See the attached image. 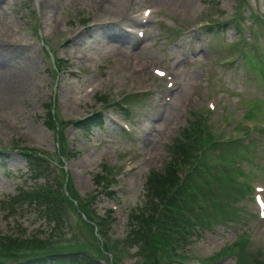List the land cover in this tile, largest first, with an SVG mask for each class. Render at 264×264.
I'll return each mask as SVG.
<instances>
[{
    "label": "rangeland",
    "instance_id": "1",
    "mask_svg": "<svg viewBox=\"0 0 264 264\" xmlns=\"http://www.w3.org/2000/svg\"><path fill=\"white\" fill-rule=\"evenodd\" d=\"M143 6L149 10L148 19L137 26L130 17L141 14ZM251 13L264 14V0H0V150L5 154L0 162L8 171L0 167V236L78 245L102 264H149L146 253L158 264H180L178 259L196 264L211 256L214 259L203 264H249L253 255L264 256V220L258 219L250 198L256 180L264 184L261 134L253 139L251 162L246 156L233 166L242 170L237 173L242 177L235 178L242 191L239 196L232 192L236 216L202 231L198 230L202 225L192 224L189 231L196 233L185 240L174 234L172 240L180 242L177 252L164 249L161 254L158 248L153 254L150 246L136 250L126 238L130 223L135 224L132 216L146 208V176L162 168L168 159L166 145L187 120L198 121L208 109L205 97L214 94L221 102L232 101L234 110L246 119H264V67L256 69L252 60L248 65L240 61L219 66L220 57L234 53L238 32L226 28L208 33L198 28L235 15L245 22L240 37L250 47L256 39L250 38V29L264 33V23L255 22ZM110 19L113 23H104ZM124 21L144 30L143 37L137 39L135 29L125 35L118 28ZM76 51L84 57H76ZM152 66L172 76L168 102L161 99L165 80ZM127 95H135L137 102L120 106L144 113L130 137L107 118L89 134L70 123L105 106L98 97L112 104ZM152 106L158 110L147 114ZM113 109L122 113L116 106ZM216 122L211 126L217 132L221 123ZM231 124L242 126L240 121ZM149 126L155 127L153 132ZM23 150L39 151L41 158L51 161L54 173L48 183L25 177L26 165L19 155ZM54 181L88 201L100 218V232L113 258L80 213L56 200L60 211L56 226L23 199L36 188L53 189ZM19 188L23 191L14 195ZM103 190H110L112 198L105 199ZM177 216L187 227L189 216L202 219L189 203ZM149 232L155 235V228ZM228 250L236 255H225Z\"/></svg>",
    "mask_w": 264,
    "mask_h": 264
},
{
    "label": "trees",
    "instance_id": "2",
    "mask_svg": "<svg viewBox=\"0 0 264 264\" xmlns=\"http://www.w3.org/2000/svg\"><path fill=\"white\" fill-rule=\"evenodd\" d=\"M101 122L100 114H96L77 125L88 129L91 125ZM212 140L204 131L202 124L189 121L179 130L172 142L166 145L168 159L160 170L150 171L146 177L144 196L146 208L132 216L135 224L130 223V230L126 236L129 243L133 241L136 250L142 251L143 246H150L153 254L158 248L161 254H164V249L169 253V250L173 249L172 236L177 233V215L186 208L187 203L192 204L196 211L202 214L205 222L217 224L218 221H229L232 216H236L235 209L232 208L234 204H231L232 192L235 190V196H239L241 184L231 175V156L236 154L239 146L233 149L234 144L231 142ZM212 154L218 159L219 167L209 161ZM22 155L30 178L34 180L43 178L48 183L50 175L54 173L50 172L49 163L36 152H22ZM54 184L56 187L53 189L46 185V188H39L23 199L29 205H34L40 216L48 222L54 221L57 226L60 211L56 200L59 201L58 204H66L72 208L70 197L75 202L76 210L98 227L100 218L95 216L86 201L71 192L68 196L65 195L60 191L56 181ZM104 195L107 198L112 197L110 192H105ZM196 224L202 227L206 225L197 218ZM150 225L155 228V235L149 232ZM97 230L101 236L99 227ZM104 241L102 237V242ZM102 246H106L105 242ZM145 255V263L158 264L149 254ZM256 256L257 254L253 255L249 264H264V256L260 258ZM8 261L13 263L18 261L16 264H46V261L51 264H101L78 245L59 246L49 240L17 239L2 235L0 264Z\"/></svg>",
    "mask_w": 264,
    "mask_h": 264
}]
</instances>
